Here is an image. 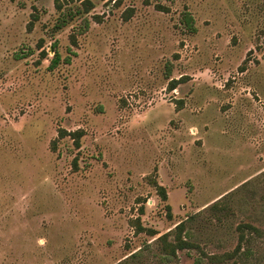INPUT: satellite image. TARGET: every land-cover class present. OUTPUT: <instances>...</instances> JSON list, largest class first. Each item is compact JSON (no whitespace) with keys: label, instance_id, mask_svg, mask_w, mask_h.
Returning a JSON list of instances; mask_svg holds the SVG:
<instances>
[{"label":"rangeland","instance_id":"rangeland-1","mask_svg":"<svg viewBox=\"0 0 264 264\" xmlns=\"http://www.w3.org/2000/svg\"><path fill=\"white\" fill-rule=\"evenodd\" d=\"M90 2L0 0V264H264V0Z\"/></svg>","mask_w":264,"mask_h":264},{"label":"trees","instance_id":"trees-1","mask_svg":"<svg viewBox=\"0 0 264 264\" xmlns=\"http://www.w3.org/2000/svg\"><path fill=\"white\" fill-rule=\"evenodd\" d=\"M120 1L121 0H115L116 3H119ZM145 1H146V3L148 2V0H145ZM82 4H84V11H86V12L89 11L93 7V4H92V2H90V0H82ZM157 7L159 9H162V7L160 5H157ZM132 12H133L132 7L127 8L123 13V18L127 20L131 16ZM37 19H38V14L33 12L31 14V19L27 25L28 30L32 29L33 22ZM183 20H184V23L188 26V28H190V31H195V27L193 26V16L188 11L184 12ZM87 26L88 25L86 24L85 27H87ZM72 42L75 43L74 37H72ZM51 51L53 52V55L49 58V64L47 66L48 70H53L58 65L59 60H60V54H59L55 44H52ZM41 56L43 58H47L48 53L42 50ZM178 83H179V79H176V80L172 79V80H170L168 88L170 90H172L176 87V85ZM65 133L66 132L63 129H60L58 132L60 137L63 136V134H65ZM82 133H83L82 130H75V131L70 132L71 136L74 139V143H75L76 147L80 146V138L82 136ZM74 162H75V160H74ZM155 186H157L159 188L160 194L163 197V199H166L167 196H166V193L164 191V188L161 185H158L157 183L155 184ZM215 205H216V203L212 204V207H214ZM167 209H168V215H170V213H169L170 206L169 205H167ZM141 211H143L142 208H141ZM133 225L136 228V232L147 231L151 235H155L158 233L156 230H154L152 228H145L141 224L139 217L135 218ZM246 227L252 229V231H254V232H258V229L255 226H252L250 224H244V226L239 228L240 233H239L238 242H237V245L235 246V248L231 252H225L221 257L220 256L217 257V256L213 255V256H209V258L212 261L223 262L224 260H228V259L234 257L235 255H237L241 251L243 243L245 241H247V236L245 234V228ZM170 233H171L170 231L165 232L159 236V239H161V241H162L161 254H162L164 260L170 261L171 259L173 260L174 258H176L178 249L197 247V244H195L194 242L189 240L190 232L185 231V221L184 220L180 221L179 223L176 224L175 230L173 233V238H174L173 241L168 240ZM243 251H244L243 254H245V255H247L249 253V250L246 248ZM131 255H134V254H131ZM202 259L203 258L200 256L198 259H196L194 261L193 264H202ZM123 263L125 264V262H119V264H123ZM170 264H179V263L171 262Z\"/></svg>","mask_w":264,"mask_h":264}]
</instances>
